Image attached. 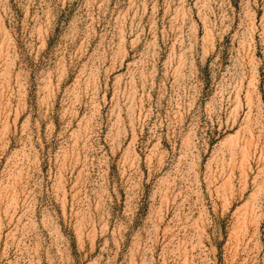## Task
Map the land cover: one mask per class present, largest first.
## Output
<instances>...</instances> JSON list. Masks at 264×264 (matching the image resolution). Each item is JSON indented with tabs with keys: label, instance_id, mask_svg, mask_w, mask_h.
Segmentation results:
<instances>
[{
	"label": "rangeland",
	"instance_id": "obj_1",
	"mask_svg": "<svg viewBox=\"0 0 264 264\" xmlns=\"http://www.w3.org/2000/svg\"><path fill=\"white\" fill-rule=\"evenodd\" d=\"M0 264H264V0H0Z\"/></svg>",
	"mask_w": 264,
	"mask_h": 264
}]
</instances>
